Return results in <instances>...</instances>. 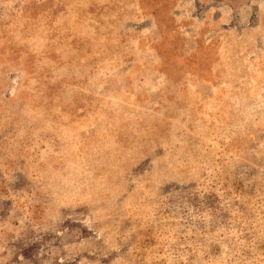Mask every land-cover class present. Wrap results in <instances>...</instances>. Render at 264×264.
Segmentation results:
<instances>
[{
    "label": "rangeland",
    "instance_id": "obj_1",
    "mask_svg": "<svg viewBox=\"0 0 264 264\" xmlns=\"http://www.w3.org/2000/svg\"><path fill=\"white\" fill-rule=\"evenodd\" d=\"M0 264H264V0H0Z\"/></svg>",
    "mask_w": 264,
    "mask_h": 264
}]
</instances>
